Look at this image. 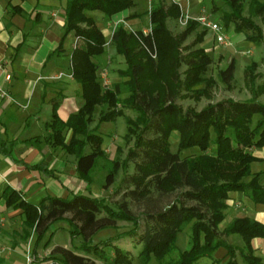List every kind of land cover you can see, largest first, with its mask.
<instances>
[{"label": "trees", "instance_id": "trees-1", "mask_svg": "<svg viewBox=\"0 0 264 264\" xmlns=\"http://www.w3.org/2000/svg\"><path fill=\"white\" fill-rule=\"evenodd\" d=\"M223 1L230 8L222 14L224 26L234 22L236 31L258 27L241 15L242 0ZM252 3L257 5L256 11H264V0H252ZM134 6V0H67L63 8V35L54 53L61 51L63 39L73 31L80 42L70 53V74L80 84L82 103L66 120L58 116V103L52 104L45 141L50 147H59L75 156L77 177L85 183L86 193H74L71 198L47 194L35 203L25 199L22 192L6 186L0 192V200H4L7 208L21 209L25 236L34 230V260L35 248L48 226L63 219L65 213H70L71 217L67 218L71 226L70 238L73 240L76 234L83 235V241L71 248L55 246L52 254L58 255L60 264H98L86 255L102 252L100 248L106 246H111L114 251L109 264H132L128 251L113 244L125 237L141 244L139 264H149L152 257L158 264H196L205 258L218 264H239L237 255L247 264H264L263 258L255 254L252 244L253 239L264 238L263 222L247 216L237 217L221 232L218 230L225 217L230 192H242L253 203L264 204V184L260 182L263 172L253 173L251 170V164L260 158L250 150L252 146L256 149L264 146V104L257 101V96L264 93V83L258 86L257 92L253 90L249 99L226 98L208 103L199 111L192 108L183 110L177 99L210 96L208 87L214 81L205 79L203 75L211 59L203 47L189 49L191 45L187 54L181 55L179 46L201 25L188 20L184 30L174 35L166 20L181 15L178 3L167 5L163 0H153L145 12L149 16V33L144 34L141 29L129 30L123 23L115 26L111 44L124 57L127 68L122 75L128 78L104 90L97 74L98 64L93 58L106 51V38L94 18L87 13L99 11L110 19L112 15ZM204 33L205 30L200 32L195 42H202ZM148 50L156 52V60ZM182 63L186 69L181 80L178 67ZM233 70L232 60L219 72V78L223 82L229 81ZM203 82L205 87L198 88ZM122 84L128 90V95L123 98L119 97ZM181 88L184 92L180 91ZM119 104L136 109L138 121L143 124L124 160L125 165L131 161L134 167L133 173H125L121 180L122 184L134 186L128 194L134 198H146L152 188L162 194L183 188L180 198L161 210L147 212L143 222L126 203L114 208L104 198L90 193L92 169L97 158L105 152L98 125L89 128L93 112L96 106L106 105L107 110L100 113L98 123L113 121L121 114L116 109ZM256 114L260 119L252 127ZM126 121L136 124L129 118ZM68 131L70 136L67 139ZM173 132L178 134L176 152L170 150ZM88 146L90 150L86 151ZM190 148H198L200 153L181 158L179 152ZM33 166L47 175L54 173V169L44 165ZM113 177L114 172H109L106 181L111 183ZM184 200H192L196 204L187 205ZM114 221L130 222L132 227L99 244L87 240ZM185 226L190 227L189 245L179 251L176 238ZM230 234H237L242 246L229 243L225 237ZM220 248L226 251L224 263L214 257ZM174 252L177 256H170Z\"/></svg>", "mask_w": 264, "mask_h": 264}, {"label": "crops", "instance_id": "crops-1", "mask_svg": "<svg viewBox=\"0 0 264 264\" xmlns=\"http://www.w3.org/2000/svg\"><path fill=\"white\" fill-rule=\"evenodd\" d=\"M66 1L0 0V89L8 94L0 98V192L9 186L22 192L24 198L30 201L41 191L45 195L63 197L69 193H86L83 182L77 177L75 156L64 155L63 151L50 147L45 141L48 134L46 123L50 120L52 104L55 101L58 103V116L66 120L82 103L80 84L70 76V53L76 39L73 31L63 39L61 51L54 53L63 35L62 12ZM134 2V7L116 13L110 19H106L99 11L87 14L94 18L105 38L111 40L118 23H123L129 30H144L141 27V13L145 9L138 1ZM172 2H178L182 10H187L189 14L200 15V0ZM170 20L167 18V26ZM49 54L51 56L48 57ZM113 57L114 53L106 49L93 60L99 68ZM59 73H62L60 77L52 78ZM66 135L69 136L70 131ZM253 154L264 161V146L255 149ZM257 162H253L251 167ZM39 164L54 169L53 175H47L33 166ZM258 171L263 172L260 178L264 183V169L252 172ZM249 199L242 192L229 193V207L225 212L229 218L227 220L247 216L264 223V204H255ZM234 204L241 205L244 213L231 218L227 210ZM21 217V209L7 208L4 200H0V264H10L15 247L22 241L27 242L20 236ZM260 239H253L252 244L255 254L264 260V245ZM235 245L242 246V242ZM55 246L68 248L66 244L54 243L50 249ZM214 257H217L216 253ZM36 258H42V253L36 252ZM35 260L33 264H38ZM205 261L206 264L213 263L211 259L205 258Z\"/></svg>", "mask_w": 264, "mask_h": 264}, {"label": "rangeland", "instance_id": "rangeland-1", "mask_svg": "<svg viewBox=\"0 0 264 264\" xmlns=\"http://www.w3.org/2000/svg\"><path fill=\"white\" fill-rule=\"evenodd\" d=\"M135 1H138L140 3V6L145 9L143 10L144 12L142 11L141 13V27H143L144 30H147L149 26V20L145 11L149 10L153 0ZM163 1L167 5L172 2V0ZM179 7L181 12H187L189 14L187 10H182L180 5ZM256 9L257 5H254L252 3V0H242L241 15L245 18L251 19L252 22L258 27L243 28L241 31H236L234 22H230L228 26H224L223 24V12L230 11L229 6L225 4L223 0H200V3L198 4V11L200 10L199 13L205 14L210 20L217 21L220 24L223 31L228 36L229 45L221 46L217 44L215 41L214 33L210 32L204 26H198L179 46V51L181 55L187 54L189 49L203 47L205 52L211 59V63L208 65L207 71L203 75V77L205 79L212 78V80L214 81L213 84L208 87V92L210 94L209 97L202 95L198 97V99H194L191 97L177 99V104H179L183 110L187 108H192L196 111H199L208 103H213L226 98H232L235 100H246L252 97L253 90L254 92H257L259 90L258 86L264 83V11L258 12L256 11ZM189 15L193 17L198 16L192 14ZM179 17L171 18L169 26H167L168 29L174 35H177L182 32L186 25L180 24ZM173 19H178V21ZM203 30H205V33L203 35V41L195 42L197 35ZM79 42L80 41L78 40V44ZM112 46L113 45L111 44V40L106 39V49H108V52L112 54L114 53V57L110 58V61L108 63H105V66H101L97 70L99 80L103 73H106V76L108 78L107 85H103L101 82V85L104 90L110 88L113 83L119 82L121 84L124 80H127L128 78L127 76L122 75V72L127 68V64L125 63L124 57L118 54ZM188 46L190 47L189 49ZM154 60H156V58ZM232 60L234 61V70L232 78L227 82H223L219 78L218 74L221 70L225 69ZM185 69L186 65L184 63L180 64V66L178 67V73L180 75L181 80L184 77L183 71ZM197 87H205V82H203L201 85H198ZM120 91L121 92L119 94V97L123 98L128 95V90L124 84L121 85ZM180 91L184 92V89L181 88ZM257 101L264 104V93H261L257 96ZM116 109L117 111L119 110L121 114L117 115L113 121L102 123H98V117L101 112L107 110V106L98 105L96 106L93 112L94 122L90 123L89 128H93L94 126L98 125L97 131L103 137L105 152L102 157L97 158L95 166L92 169V183L90 186V193H93L92 195L98 198H104L105 201L114 208L118 207L122 203H126L128 209L134 215L138 216L141 222H143L145 214L147 212L161 210L171 202L178 199V197L180 198V193L183 191V188L165 194L159 193L155 188H152L151 193L146 198H134L130 194H128V191L130 189H133L134 186L131 184H122L121 180L125 173H133L134 167L131 161L125 165L124 160L128 153V150L133 148L136 136L140 133L143 124L141 121H138V113L136 109L125 106L124 104H119ZM127 118L135 120L136 124L127 123ZM259 119L260 115H254L251 126L253 127ZM129 128H132V130H129ZM69 136L66 135V138L68 139ZM177 142L178 134L176 132H173L170 140V150L172 152L177 151ZM87 148L90 149L89 146ZM56 149L63 151L59 147H57ZM89 149L87 151H89ZM255 149L256 148H254L253 146L250 148L252 153ZM209 151H211V149H209ZM198 153H200V150L198 148H190L180 151L179 155L182 158L184 156L196 155ZM63 154L67 155L68 153L63 151ZM252 167V171L256 169H264V161H262V159H259L257 163H254L252 165ZM111 171L114 172V177L113 181L111 183H108L106 181V176ZM260 182L262 183L261 179ZM83 184L85 186L84 182ZM84 190H86V187ZM45 194L46 193H44V191H41L40 193L35 194L31 198V200L35 203H38ZM73 194L74 193H69L66 197L71 198ZM184 201L187 205L196 204V202L192 200ZM232 206L233 207L230 208L231 210H227V214L229 217L232 218L236 214L244 213V211H242L243 209L241 205L234 204ZM228 207L229 206L227 205L226 209ZM226 209L224 210V214L226 212ZM99 216H104V214H100ZM69 217H71V214L65 213L63 219L53 221L48 226L44 234L41 236L42 239H40L38 245L35 248L36 252L42 253V258H40L39 260L36 258V263L60 264L57 259L58 255L52 254V250L54 249V247L50 249V245L54 243L61 245L66 244L68 248H71L72 245L78 246L83 241V235L77 234L75 238L71 240L69 234V229L71 228V226L67 221V218ZM21 218L23 219V217ZM234 218L237 217H233L232 219ZM227 219L229 218L225 216L224 219L219 223V232H221V230L225 226H227L230 221H232V219L229 221ZM225 221L227 222V224L225 223ZM131 227L132 224L127 221L110 222L109 226L103 227L100 230L96 231L87 240L91 243L99 244V242L114 236L116 233L127 231ZM21 228L23 229V224ZM50 234H52V236L50 237L49 242L45 244ZM20 236L24 237L27 242L22 241L19 243L18 246L15 247L12 254L13 257L10 260L11 262H8L10 264H33L34 259L32 250L34 248L36 234L34 233V230H30L28 235L25 236L22 230ZM189 237V226H185L180 232H178L176 238V245L179 251H182L188 247ZM225 239L229 243H233L234 245L240 244L242 242L241 238L237 234H230L225 237ZM260 242H262L264 245V238L260 239ZM113 244H117L123 250L128 251L129 255L132 258V264L140 263V258L138 257V253L141 249L140 243L133 241L129 237H125L116 240ZM222 249L223 248L218 249L215 253L217 256L216 258H219L220 260L222 259L221 263H224L227 257L223 258L226 251L225 249H223L224 251ZM100 250H102V252L100 251L97 254L91 253L86 256H89L98 264H109V259L114 257V251L112 247H101ZM28 251L29 253L27 254ZM27 256L30 257L29 262L27 260ZM170 256L176 257L177 252L172 253ZM236 258L238 262H240V264H247L245 263V261L242 260V257L240 255H237ZM206 262L207 261H205V259H200L197 261L196 264H206ZM149 264H158V261L152 257Z\"/></svg>", "mask_w": 264, "mask_h": 264}, {"label": "built area", "instance_id": "built-area-1", "mask_svg": "<svg viewBox=\"0 0 264 264\" xmlns=\"http://www.w3.org/2000/svg\"><path fill=\"white\" fill-rule=\"evenodd\" d=\"M190 19L197 21L201 26H204L210 32L214 33L215 41H216L217 44H219L221 46H228L229 45L228 36L223 31L222 27L220 26V24L217 21L210 20L205 14H200L198 16L193 17V16H190L187 12H185V13L181 12V15L179 17L180 24L185 25L187 23V21L190 20ZM150 30H151V27H150V23H149L148 29L147 30H143V33L147 34V33L150 32ZM77 45H78V39L76 38L73 41V48L77 47ZM148 52H149V55L153 59L156 58V52L155 51H149L148 50ZM61 75H62V73H59L57 76H53L52 78L60 77ZM6 78L9 79V76H6ZM100 81L102 82L103 85H107L108 78L106 76V73H103L101 75ZM7 96H8L7 92L5 90H3V89H0V98H4V97H7ZM27 260L29 262L30 261V257L27 256Z\"/></svg>", "mask_w": 264, "mask_h": 264}]
</instances>
